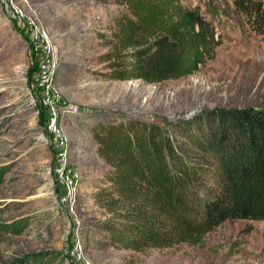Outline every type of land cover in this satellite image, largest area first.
<instances>
[{"label": "rangeland", "instance_id": "1", "mask_svg": "<svg viewBox=\"0 0 264 264\" xmlns=\"http://www.w3.org/2000/svg\"><path fill=\"white\" fill-rule=\"evenodd\" d=\"M196 30L217 43L214 60L195 73L157 83L111 80L105 54L120 0H0V264H264V221L231 219L197 245L131 250L110 244L100 227L95 194L110 166L98 151V123L139 120L164 130L204 112L264 107V34L254 31L232 0H182ZM35 13L52 38L56 100L44 102L38 63L25 32ZM68 140L75 171L68 196L56 170L48 118Z\"/></svg>", "mask_w": 264, "mask_h": 264}, {"label": "trees", "instance_id": "2", "mask_svg": "<svg viewBox=\"0 0 264 264\" xmlns=\"http://www.w3.org/2000/svg\"><path fill=\"white\" fill-rule=\"evenodd\" d=\"M120 1L128 13L115 19L108 38V79L163 82L215 59V38L196 30L182 0ZM232 2L264 34V0ZM94 135L110 166L108 185L95 198L111 245H197L226 220L264 221V107L212 110L172 130L139 120L101 122ZM0 226L17 231L20 224ZM36 257L33 264H47Z\"/></svg>", "mask_w": 264, "mask_h": 264}, {"label": "built area", "instance_id": "3", "mask_svg": "<svg viewBox=\"0 0 264 264\" xmlns=\"http://www.w3.org/2000/svg\"><path fill=\"white\" fill-rule=\"evenodd\" d=\"M25 32L38 63L37 83L42 91L44 102L50 105L56 100L51 83L57 69L52 38L35 13L27 19ZM48 126L53 133V142L57 151L56 170L60 173L66 193L70 197L74 192L75 171L67 167L68 140L58 126V112L55 109L48 118Z\"/></svg>", "mask_w": 264, "mask_h": 264}]
</instances>
